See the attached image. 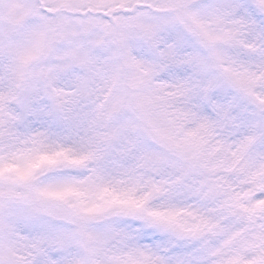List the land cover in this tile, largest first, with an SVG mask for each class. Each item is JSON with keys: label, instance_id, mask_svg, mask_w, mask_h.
<instances>
[{"label": "snow or ice", "instance_id": "1", "mask_svg": "<svg viewBox=\"0 0 264 264\" xmlns=\"http://www.w3.org/2000/svg\"><path fill=\"white\" fill-rule=\"evenodd\" d=\"M0 264H264V0H0Z\"/></svg>", "mask_w": 264, "mask_h": 264}]
</instances>
